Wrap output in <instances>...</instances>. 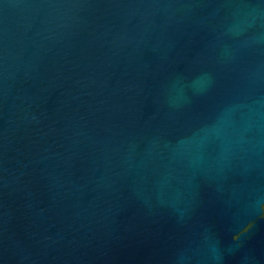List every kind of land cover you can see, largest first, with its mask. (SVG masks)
<instances>
[{"label":"water","instance_id":"water-1","mask_svg":"<svg viewBox=\"0 0 264 264\" xmlns=\"http://www.w3.org/2000/svg\"><path fill=\"white\" fill-rule=\"evenodd\" d=\"M0 264H264V0H0Z\"/></svg>","mask_w":264,"mask_h":264}]
</instances>
